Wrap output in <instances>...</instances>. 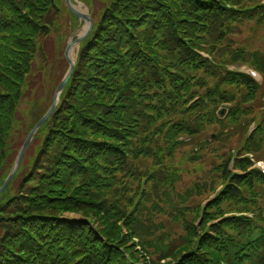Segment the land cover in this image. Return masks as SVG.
I'll list each match as a JSON object with an SVG mask.
<instances>
[{
    "label": "trees",
    "instance_id": "16d2710c",
    "mask_svg": "<svg viewBox=\"0 0 264 264\" xmlns=\"http://www.w3.org/2000/svg\"><path fill=\"white\" fill-rule=\"evenodd\" d=\"M64 13L76 18L64 0H0V188L52 104V96L32 102L16 141L27 80ZM93 17L58 109L0 199V264H135L125 249L144 264L147 256L155 263L264 264V175L244 158L257 157L264 137L247 138L234 172L230 154L206 174L212 183L217 174L219 188L205 206L175 191L181 174L168 167L214 123L237 124L222 136L241 138L249 114L251 122L260 116L264 136V103L254 107L264 87L227 68L247 64L264 75V52L240 43L252 40L247 31L264 30V0H107ZM223 104L231 107L221 122ZM139 195L168 214L176 235L169 243L142 240L143 254L130 246L150 229L142 198L131 202Z\"/></svg>",
    "mask_w": 264,
    "mask_h": 264
},
{
    "label": "rangeland",
    "instance_id": "374dc122",
    "mask_svg": "<svg viewBox=\"0 0 264 264\" xmlns=\"http://www.w3.org/2000/svg\"><path fill=\"white\" fill-rule=\"evenodd\" d=\"M72 1H73L74 6H76V8L80 12L85 13V14L86 13L90 14L92 17L93 23L95 24L93 12H95V14H97V12H101L107 0H91L93 3H89L90 6H88L87 2H84L85 0H72ZM86 29H87V24L84 21L80 20L78 17L74 18V17L69 16L68 13H64L63 18L59 21L58 27L52 31V34L48 39L43 41V44L41 45V52L38 54L35 60V63L33 65L34 68H33L32 74L29 76L27 80L26 89L24 91L23 103L17 112L18 122L14 128L16 141L20 140L19 135L23 132V130H21V126L27 120L26 113L29 112L30 110L29 107L32 105V102L39 99L41 96L54 97L55 95L54 91H55L56 86L59 85L62 79L64 78L67 72L65 70H68L67 69L68 63L65 59V51L67 49V46L70 42L75 41L79 36L83 35ZM93 30H94V27H93ZM247 32L251 33L250 36L252 37V40L250 41L249 44H247L245 41H241L240 42L242 43L241 46L242 47L247 46L249 50L256 49L257 51L264 52V30H261V32L260 31L255 32V30H253V32L251 31H247ZM247 36L248 34L246 33L242 37V39H244ZM81 45L82 44L76 45L73 48V53H74L73 58L76 59V63H77L78 56L81 50ZM43 59L45 60V63L50 66L49 69L51 70V72L48 75L47 73L41 74V71H43L42 70L43 67H45ZM238 68L242 70L245 69L244 67H238ZM233 69H237V68H233ZM261 93H263V91H261ZM261 103H264L262 101V97L258 100V102L256 101V104L254 107L260 105ZM250 117H252V114H249V116L247 117L248 121L251 120ZM245 119H242L241 122H243ZM222 121L223 119L221 120V122ZM259 121H261L260 116L257 118V121H254V122H259ZM226 127H228L231 130H236L238 126L237 124H233L231 121H226L224 125H219L217 123L209 125L208 127H206L204 131H202L200 136L196 138L197 141L194 142L195 143L194 146L192 144L187 145V147L177 152L178 155L175 154V158L168 161L169 163L168 167L173 170H177L181 174L179 183L177 182L175 186V191L182 195L188 194L189 198L186 201L188 204L192 203L194 207H196L197 205H203V206L207 205L206 203L210 199H212L215 195L214 189L219 188V179H217V174H216V177L214 178L216 182H213V183L210 181V178L206 176V174L208 175L212 170H214L217 164L220 165L224 160L229 159L230 154L238 152V155H239L243 152L242 146L245 144L247 140V136L249 134L248 128H243L244 126L241 127L243 128V130H241L243 133L241 134V138H240V135L238 134H235L228 138H224L222 136V131ZM253 130L254 128L252 126L251 131ZM212 135H214L215 137L213 140L211 139ZM220 138H224V139L221 140ZM187 142L188 140L186 141V143ZM193 147L197 149L196 151L197 155L196 153L194 155ZM261 147L263 149L258 152L257 157L261 160V162H263V165H264V146H261ZM13 149H14L13 150V153H14L16 146H14ZM212 152L214 153L212 154ZM199 153L201 154L198 155ZM33 155H34V150L31 153L30 159L26 160L27 164L31 163L33 159ZM11 158L13 160L14 157H11ZM195 169H200L202 171H196ZM213 175H215V173ZM145 181L146 180H143L140 183L142 187L147 188L148 183L150 181H147L146 183ZM138 184L139 183H135L136 187H138ZM136 187H135V191L140 192L141 190L140 189L137 190ZM148 188H150V185L148 186ZM152 194H153V191H152ZM124 195L128 197L133 196L132 193L131 194L125 193ZM143 195L142 196L139 195L138 198L133 197V199H131V202H134V204H138L141 198L143 202V197H144ZM153 199H155V197H153ZM156 199H159V198H156ZM149 205H150L149 202L144 201L141 208L144 207L142 210V214H143L142 218L144 219V222L146 223L148 218L150 220L149 223L147 224L148 229L149 228L150 229L143 232L146 234H143L141 236L142 239L139 236L137 237L134 236L130 240L131 242L130 246L132 248H135L137 253L139 252L142 254H143V250H142L143 247L141 245L142 240L148 241V242H151V241L156 242L158 241V239H162V240L168 241L167 243H169V241L174 242L176 239V235L173 236L172 231L169 230L171 229L168 226L169 219L165 220L168 214L161 213V211H159L158 208H155L154 210L150 209L148 207ZM162 205L165 206L164 203H162ZM70 216H74L77 219L81 218L80 216L78 215L75 216L74 214H71ZM91 228L93 229L94 232L98 234L96 230H99L100 227L97 223H94L93 225L91 224ZM178 228L181 229V225ZM151 229H153L154 231ZM125 233H126V230L124 229V234ZM153 239H156V240H153ZM168 239H171V240H168ZM189 249H190V245L180 248V250L177 252H186ZM124 254H126V258L129 262H133L135 264H144L143 261L137 262L132 257V255L128 253L126 249L124 251ZM145 258L148 264H172L173 263L172 258H169L166 260H159L156 263L152 261L153 259L151 260L150 256H147ZM152 258L156 259L158 257L154 256Z\"/></svg>",
    "mask_w": 264,
    "mask_h": 264
},
{
    "label": "water",
    "instance_id": "95a60500",
    "mask_svg": "<svg viewBox=\"0 0 264 264\" xmlns=\"http://www.w3.org/2000/svg\"><path fill=\"white\" fill-rule=\"evenodd\" d=\"M64 1L66 3V6L68 7V9L75 16H77L80 20L84 21L87 24V29L83 35L79 36L75 41L70 42L68 44L67 49L65 51V58H66L67 63L69 65L68 72L66 73L64 79L62 80V82L60 83V85L58 86V88L55 92L53 103H52L49 111L40 120V122L35 126V128L31 131V133L29 134L28 138L26 139L24 145L22 146V148H21V150L17 156V159L15 161V164L13 166L12 171L10 172V174H9L8 178L6 179L5 183L3 184V186L0 188V199H1V196L3 195V193L6 191V189L9 187V185L11 184L13 179L15 178V176L18 174V172L21 168V165L23 163V160L26 156V153H27L28 149L30 148L32 142L34 141L36 135L38 134L40 129L46 124V122L53 116V114L55 113V111L58 108V105H59L60 100H61V96H62L67 84L69 83L70 79L72 78V75H73L75 67H76V59L71 56L73 48L76 45H80L83 41L88 39L89 36L91 35L92 31H93L94 23H93L91 15L88 13L85 14V13L80 12L76 8V6H74L72 0H64ZM221 117H224V114H222Z\"/></svg>",
    "mask_w": 264,
    "mask_h": 264
},
{
    "label": "bare ground",
    "instance_id": "6f19581e",
    "mask_svg": "<svg viewBox=\"0 0 264 264\" xmlns=\"http://www.w3.org/2000/svg\"><path fill=\"white\" fill-rule=\"evenodd\" d=\"M71 56H72V57L74 56V53H73V51H72V53H71Z\"/></svg>",
    "mask_w": 264,
    "mask_h": 264
}]
</instances>
